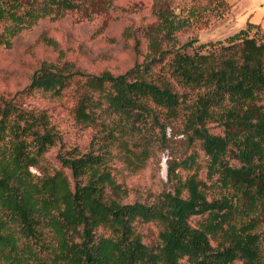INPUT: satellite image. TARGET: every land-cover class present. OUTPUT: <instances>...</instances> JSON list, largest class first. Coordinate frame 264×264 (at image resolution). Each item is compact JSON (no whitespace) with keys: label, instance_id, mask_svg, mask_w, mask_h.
<instances>
[{"label":"trees","instance_id":"obj_1","mask_svg":"<svg viewBox=\"0 0 264 264\" xmlns=\"http://www.w3.org/2000/svg\"><path fill=\"white\" fill-rule=\"evenodd\" d=\"M80 2L0 0V36L7 44L37 19H56ZM209 2L218 15L228 7ZM205 8L190 3L183 17L160 8L164 41L142 30L143 51L126 26L122 35L133 38L141 59L123 72L88 73L43 60L27 87L59 95L70 77H81L90 92L78 93L74 119L90 124L104 113L117 116L110 138L116 130L162 128L159 114L178 117L200 140L209 182L192 173L152 202L122 201L126 189L107 164L104 132L96 148L59 150L60 167L34 176L29 166L58 133L44 110L0 94V264H264V31L247 22L222 39L179 43L177 31L208 25ZM39 39L54 44L43 33ZM208 122L221 133L209 131ZM194 215L200 218L191 222ZM136 221L160 224L154 244L141 240Z\"/></svg>","mask_w":264,"mask_h":264},{"label":"rangeland","instance_id":"obj_2","mask_svg":"<svg viewBox=\"0 0 264 264\" xmlns=\"http://www.w3.org/2000/svg\"><path fill=\"white\" fill-rule=\"evenodd\" d=\"M216 2V0H214ZM197 3L202 9L201 18H208L204 28L188 26L175 33L179 43L189 38H196L192 46L199 41L222 39L231 30V25L223 24L219 18V8H211L207 0H109L100 4V0H81L76 10L65 12L52 19L39 18L27 28L12 36H0V94L24 109H42L54 125L58 138L48 148L35 165L29 170L34 176L49 173L60 164L56 157L59 150L82 152L98 146V140L104 132V150L107 164L117 182L126 189L122 201L138 200L149 203L162 192L173 191L176 180L195 173L199 180L206 178V155L200 140L184 130L178 117H165L159 114L162 128L158 126L141 127L130 132L114 131V137L106 136L107 129L118 124L119 119L113 114L97 117L90 124L77 122L73 109L79 92H90L81 84L82 78L70 77L59 95L30 89L29 77L41 61H50L56 65L70 64L73 69L88 73L107 70L113 74L123 72L141 56L132 48L133 38L126 39L122 32L128 26L139 37V47L145 49L143 32L159 41L162 31L163 15L172 11L183 17L187 6ZM264 31V30H263ZM50 37L54 44H47L39 39L40 34ZM188 51L191 47L187 48ZM93 94H96L94 91ZM156 110H159L156 108ZM104 122V131L101 121ZM140 124V123H139ZM208 130L221 133V126L208 122ZM93 139V143H92ZM99 141V140H98ZM230 163L237 164L234 159ZM69 174V170L63 168ZM191 216V222L199 219ZM160 224L156 221H136L135 230L141 240L152 245L157 240ZM234 264H241L235 260Z\"/></svg>","mask_w":264,"mask_h":264},{"label":"crops","instance_id":"obj_3","mask_svg":"<svg viewBox=\"0 0 264 264\" xmlns=\"http://www.w3.org/2000/svg\"><path fill=\"white\" fill-rule=\"evenodd\" d=\"M225 1L228 7L219 18L220 22L231 25V30L234 31L244 27L247 22L258 24L260 29L264 30V0Z\"/></svg>","mask_w":264,"mask_h":264}]
</instances>
